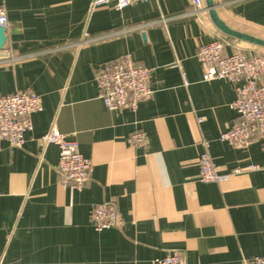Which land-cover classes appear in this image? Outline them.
<instances>
[{
  "label": "crops",
  "instance_id": "obj_1",
  "mask_svg": "<svg viewBox=\"0 0 264 264\" xmlns=\"http://www.w3.org/2000/svg\"><path fill=\"white\" fill-rule=\"evenodd\" d=\"M232 28L264 38V0H214ZM8 17L0 95L31 90L42 109L22 147L0 141V259L20 264H246L264 256V144L219 139L238 121L235 90L204 81L198 45L215 37L245 52L264 48L219 32L189 0L137 1L122 10L91 0H0ZM132 53L151 70V97L109 110L96 73ZM51 127L75 139L92 164L82 190L61 183L58 148L39 160ZM136 131L144 145L131 144ZM207 142V146L204 145ZM207 150L223 182L199 179ZM237 171V172H236ZM113 202L122 224L95 230L91 206Z\"/></svg>",
  "mask_w": 264,
  "mask_h": 264
},
{
  "label": "built area",
  "instance_id": "obj_2",
  "mask_svg": "<svg viewBox=\"0 0 264 264\" xmlns=\"http://www.w3.org/2000/svg\"><path fill=\"white\" fill-rule=\"evenodd\" d=\"M137 1L146 0H91V8L114 2L116 9L122 10ZM196 13L205 11L204 0H189ZM8 17L0 8V27L7 28ZM227 41L223 36L198 45L197 59L202 70V79L211 81L224 79L234 87L235 99L232 103L238 121L223 130L219 139L232 146H248L255 139L264 144V51L245 52L237 47L230 54H224ZM151 70L138 65L132 53H125L116 60L104 64L96 73L100 89L99 97L109 110L129 109L135 111L140 102L151 97ZM42 109L41 97L31 90H17L0 95V141L20 148L25 142V133L32 128L31 115ZM145 134L136 131L129 137L131 144L144 145ZM41 148L39 160H43L48 145L58 148L57 171L64 186L82 190L89 181L92 168L90 160L84 157L75 139L59 132L56 127L37 138ZM207 146V142H204ZM199 179L203 182H223L229 174L218 172L207 150L198 157ZM237 172V171H236ZM90 218L95 230L118 227L122 224L113 202L104 201L91 206ZM158 264H187L185 256L171 251L164 258L155 260ZM0 264H20L5 262ZM246 264H264V256H255Z\"/></svg>",
  "mask_w": 264,
  "mask_h": 264
},
{
  "label": "water",
  "instance_id": "obj_3",
  "mask_svg": "<svg viewBox=\"0 0 264 264\" xmlns=\"http://www.w3.org/2000/svg\"><path fill=\"white\" fill-rule=\"evenodd\" d=\"M204 7L212 24L224 36L264 48V38L237 30L227 25L220 18L217 11V5L215 4L214 0H204ZM6 39V28L0 27V50L4 48Z\"/></svg>",
  "mask_w": 264,
  "mask_h": 264
}]
</instances>
